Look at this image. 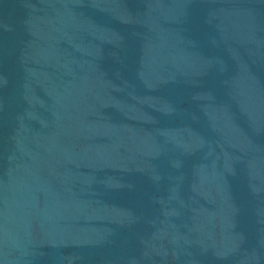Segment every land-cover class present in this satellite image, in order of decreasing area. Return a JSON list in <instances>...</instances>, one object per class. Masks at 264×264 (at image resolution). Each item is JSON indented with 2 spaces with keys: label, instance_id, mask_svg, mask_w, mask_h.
I'll list each match as a JSON object with an SVG mask.
<instances>
[{
  "label": "water",
  "instance_id": "water-1",
  "mask_svg": "<svg viewBox=\"0 0 264 264\" xmlns=\"http://www.w3.org/2000/svg\"><path fill=\"white\" fill-rule=\"evenodd\" d=\"M0 264H264V0H0Z\"/></svg>",
  "mask_w": 264,
  "mask_h": 264
}]
</instances>
